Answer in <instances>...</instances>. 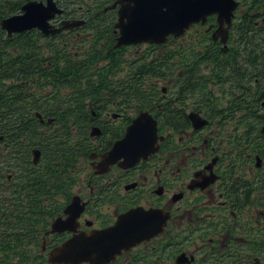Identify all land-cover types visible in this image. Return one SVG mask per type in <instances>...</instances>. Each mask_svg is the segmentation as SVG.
I'll list each match as a JSON object with an SVG mask.
<instances>
[{"label": "flooded vegetation", "instance_id": "1", "mask_svg": "<svg viewBox=\"0 0 264 264\" xmlns=\"http://www.w3.org/2000/svg\"><path fill=\"white\" fill-rule=\"evenodd\" d=\"M30 1L0 3V214L23 215L30 206L7 202L13 192L22 197L23 137L19 133L13 140L8 131L22 128L24 114L41 130H67L82 153L70 157L77 169L69 199L32 204L34 218L7 219L0 226L6 241L13 225L36 235L19 250L8 245L4 264H54L48 261L53 249L80 233L112 226L121 215H128L127 231L149 235L116 244L115 258L104 264H264L263 12L240 0L226 45L213 37L216 16L159 44L160 94L153 100L147 90L143 97L145 105L155 107L151 110L123 91L75 89L71 66L86 70L81 85L86 79L115 78L114 86L123 87L135 63L150 58L148 49L157 44L118 46L117 10L109 19L113 11L74 9L75 4L62 6L58 0L63 12L48 20L55 32L34 26L9 36L1 20L24 15ZM111 61L118 64L115 76L108 74ZM57 64L65 67L64 85L55 80ZM141 111L157 120L158 149L132 166L122 165L121 158L101 171L105 154ZM36 149L41 159L37 147L29 158ZM75 195L86 204L70 223L65 209ZM40 206L61 209L46 212ZM59 218L62 223L56 224Z\"/></svg>", "mask_w": 264, "mask_h": 264}, {"label": "water", "instance_id": "2", "mask_svg": "<svg viewBox=\"0 0 264 264\" xmlns=\"http://www.w3.org/2000/svg\"><path fill=\"white\" fill-rule=\"evenodd\" d=\"M238 4V0H115L105 10L118 11V46L144 42L162 44L170 36L184 35L194 24H205L211 15H217L219 23L213 37L215 40L220 38L226 45ZM23 10L24 15H13L1 20V25L8 30L9 36L13 32L34 26H38L46 34L55 32L50 29L48 20L63 12L56 0H47L46 4L32 0L23 6ZM157 132V120L150 112L141 111L128 126L125 136L116 141L111 151L105 154L106 159L99 166L105 168L101 171L121 158H124L122 165L132 166L141 157L154 153L159 147ZM40 154V150H34L35 163L40 160ZM85 204L75 195L65 209L68 214L67 222L73 223ZM127 216L123 218L121 215L116 224L107 228L71 237L49 253L48 261L54 264L108 263L115 258L116 244H134L149 235L146 230L127 231ZM61 223L60 218L56 220V224ZM68 228L72 229L70 226Z\"/></svg>", "mask_w": 264, "mask_h": 264}, {"label": "trees", "instance_id": "3", "mask_svg": "<svg viewBox=\"0 0 264 264\" xmlns=\"http://www.w3.org/2000/svg\"><path fill=\"white\" fill-rule=\"evenodd\" d=\"M2 0H0L1 3ZM60 5H66V1L74 7L83 6L86 9L93 10H104L109 4L114 0H58ZM252 4L250 10L253 12L262 11L264 16V0H249ZM66 2V3H65ZM74 3V4H72ZM263 3L262 6L258 4ZM63 6V5H62ZM242 6V4H241ZM0 6V12L2 11ZM113 15L109 16V19L115 18V10ZM250 18L256 17V15L251 13ZM215 19L214 17H211ZM239 20L238 26L240 23V16H237ZM264 26V23L261 24ZM107 26L103 29L105 35L108 32H111V29L106 30ZM239 33V32H237ZM160 45H150L148 51L150 50V58H145L138 60L134 67L132 68L130 75L131 78H128L123 82L124 86L116 88L115 78L109 80H85V85H81V77L85 75L86 70L80 67L77 63L72 64L71 69V79L70 83L72 85H77L75 89L77 90H101L108 89L110 91H123L125 92V97H130L132 94L135 99L138 100V107L147 108L154 110L153 105H145L143 101L144 93L147 90H150L151 98L154 100L160 94V88L156 83V79L161 77V64L164 59L163 53L160 52ZM173 49L169 51V58H172L171 55ZM118 64H115V61H111L108 74L115 76V68ZM93 69V68H89ZM8 76L11 73V67L7 68ZM15 70V66H13ZM101 70V69H99ZM54 77L55 80L61 82L62 85L65 83V67L63 65H55L54 67ZM150 81V86H149ZM13 91L15 89L13 88ZM13 118H16V115L13 114ZM32 115L24 114L23 125L21 129L14 127L12 130L8 131L9 136L13 140H16L17 134H21L23 137L22 149H23V183H22V197H20L16 192H13L12 195L8 194L7 202H24L30 204L29 207L23 208V215H2L0 214V226L3 225L4 221L7 219H16V218H34L32 212V204H62L63 199H69L71 197L70 187L72 185L73 173L76 172L77 167L76 163L70 158L75 155L82 153V146L80 143H76L74 138H68V131H62L61 134L56 130H41L36 124L32 122ZM80 139V138H79ZM39 148L43 151V155L38 164H34L31 157L29 158L28 154L32 151L33 148ZM16 146H14V150ZM1 202V199H0ZM61 208L56 207H46L40 206V211H59ZM43 218H48V216H43ZM27 231H19L15 225L12 226V233L9 240H5L2 237V232L0 231V264L8 259L6 257L8 245L12 246L13 250H19L23 242L27 238L35 239L36 235L31 233V235L26 234ZM23 262H26V259H23Z\"/></svg>", "mask_w": 264, "mask_h": 264}, {"label": "bare ground", "instance_id": "4", "mask_svg": "<svg viewBox=\"0 0 264 264\" xmlns=\"http://www.w3.org/2000/svg\"><path fill=\"white\" fill-rule=\"evenodd\" d=\"M59 2V1H58ZM66 3V2H65ZM72 4H74V3H72ZM64 6V5H63ZM75 9V8H74Z\"/></svg>", "mask_w": 264, "mask_h": 264}]
</instances>
